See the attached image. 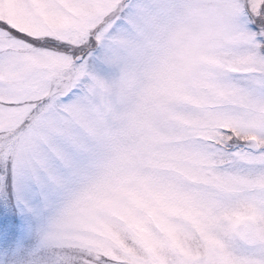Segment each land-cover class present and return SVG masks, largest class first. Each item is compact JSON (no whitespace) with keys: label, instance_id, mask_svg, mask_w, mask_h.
I'll return each instance as SVG.
<instances>
[{"label":"snow or ice","instance_id":"1","mask_svg":"<svg viewBox=\"0 0 264 264\" xmlns=\"http://www.w3.org/2000/svg\"><path fill=\"white\" fill-rule=\"evenodd\" d=\"M0 264H264V0H0Z\"/></svg>","mask_w":264,"mask_h":264},{"label":"clouds","instance_id":"2","mask_svg":"<svg viewBox=\"0 0 264 264\" xmlns=\"http://www.w3.org/2000/svg\"><path fill=\"white\" fill-rule=\"evenodd\" d=\"M177 44L178 46L181 44V41L179 39L177 40Z\"/></svg>","mask_w":264,"mask_h":264}]
</instances>
